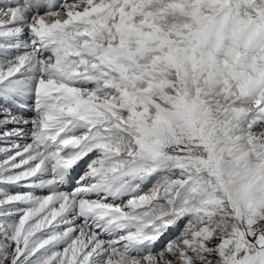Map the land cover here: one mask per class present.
<instances>
[{"label": "snow or ice", "instance_id": "obj_1", "mask_svg": "<svg viewBox=\"0 0 264 264\" xmlns=\"http://www.w3.org/2000/svg\"><path fill=\"white\" fill-rule=\"evenodd\" d=\"M0 264H264V0H0Z\"/></svg>", "mask_w": 264, "mask_h": 264}]
</instances>
